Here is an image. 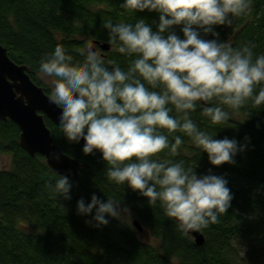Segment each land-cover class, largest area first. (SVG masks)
Returning <instances> with one entry per match:
<instances>
[{
    "label": "clouds",
    "instance_id": "obj_1",
    "mask_svg": "<svg viewBox=\"0 0 264 264\" xmlns=\"http://www.w3.org/2000/svg\"><path fill=\"white\" fill-rule=\"evenodd\" d=\"M251 4L123 0L121 8L127 13H158L155 30L143 18L134 23L103 21L109 48L131 58L126 69L105 60L95 44L84 49L80 61L74 62L61 44L39 59L40 73L50 86L49 101L59 112L56 127L65 140L82 139L83 154L99 152L107 180L117 186L126 183L149 206L158 204L183 236L217 223L232 195L222 176L198 175L183 160L164 161L157 154L164 149L176 153L182 143L176 132L191 138L211 165L234 163L236 153L244 150L245 144L234 138L214 139L199 129L191 113L199 106L203 116L220 125L229 118L225 107L239 110L249 101L264 105V53H254L251 42L233 47L214 30L230 26ZM45 187L54 196L70 198L72 183L66 175ZM75 208L78 215L92 213L85 220L92 227L106 225L105 214L130 225L128 208L118 207L111 196L101 201L93 193L87 204L78 199ZM231 244L242 260L244 252L235 238Z\"/></svg>",
    "mask_w": 264,
    "mask_h": 264
},
{
    "label": "trees",
    "instance_id": "obj_2",
    "mask_svg": "<svg viewBox=\"0 0 264 264\" xmlns=\"http://www.w3.org/2000/svg\"><path fill=\"white\" fill-rule=\"evenodd\" d=\"M122 3L0 0V43L11 60L27 65L30 78L49 94V88L37 77L38 64L43 53L56 44L63 45L75 62L86 55L84 49L89 44L99 48L96 42H107V30L102 27L106 19L134 23L143 18L155 30L158 13L145 9L130 14L121 8ZM214 30L220 40H229L233 47L251 42L256 45L254 53H264V0H252L245 15L233 18L230 26H214ZM98 51L122 69L131 59L111 49ZM225 110L229 118L220 125L203 116L199 106L191 118L214 139L228 137L245 144L234 163L211 165L207 154L180 132L174 133L182 137L174 155L167 149L157 154L164 161L183 160L198 175L211 172L227 181L230 205L217 223L200 229L204 238L200 245L192 236L181 235L158 204L149 206L147 198L126 183L117 186L109 182L99 152L83 154L81 142H67L56 125L44 118L54 143L82 164L77 176L69 180V199L50 194L46 182L54 183L59 175L48 168L43 156H31L19 146V128L14 122L0 120V153L10 154L9 168H0V264H264V105L249 101L239 110ZM169 139L171 142V136ZM93 193L101 201L111 196L129 207L141 231L131 222L125 225L107 214L106 225L85 223L92 213L78 215L76 201L83 198L87 204ZM144 229L152 242L139 237ZM232 238L236 243L244 240L242 260L231 244Z\"/></svg>",
    "mask_w": 264,
    "mask_h": 264
},
{
    "label": "water",
    "instance_id": "obj_3",
    "mask_svg": "<svg viewBox=\"0 0 264 264\" xmlns=\"http://www.w3.org/2000/svg\"><path fill=\"white\" fill-rule=\"evenodd\" d=\"M96 44L102 51L110 49L107 42ZM58 116V110L49 101V94L30 78L27 65L11 60L6 47L0 43V120L9 119L18 126V144L23 150L31 156H43L53 173L66 175L72 180L82 164L54 143L51 131L44 121L47 118L56 125ZM80 142L83 144L82 139ZM131 224L141 231L137 219H132ZM190 234L195 244L203 242L200 231H191Z\"/></svg>",
    "mask_w": 264,
    "mask_h": 264
},
{
    "label": "rangeland",
    "instance_id": "obj_4",
    "mask_svg": "<svg viewBox=\"0 0 264 264\" xmlns=\"http://www.w3.org/2000/svg\"><path fill=\"white\" fill-rule=\"evenodd\" d=\"M37 77L42 81V83L47 86L50 90V86L45 82V79L42 77L40 71L37 72ZM10 166V154L8 153H0V168L1 169H8ZM118 207L120 208H124V207H127V206H124L122 204H118ZM128 210H129V215H130V222L133 218V211L127 207ZM139 237L144 240V241H147V242H152L150 236L148 235V232L146 229H144L142 232L138 233ZM236 246L239 248V249H242L244 251L245 249V245H244V240L243 239H239L238 242L236 243Z\"/></svg>",
    "mask_w": 264,
    "mask_h": 264
}]
</instances>
